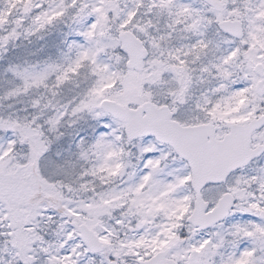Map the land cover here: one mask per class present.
<instances>
[{"label": "snow or ice", "instance_id": "6c2138e0", "mask_svg": "<svg viewBox=\"0 0 264 264\" xmlns=\"http://www.w3.org/2000/svg\"><path fill=\"white\" fill-rule=\"evenodd\" d=\"M0 264H264V0H0Z\"/></svg>", "mask_w": 264, "mask_h": 264}]
</instances>
